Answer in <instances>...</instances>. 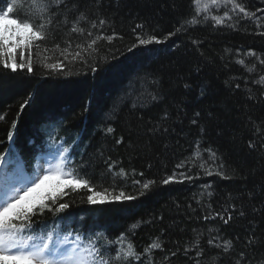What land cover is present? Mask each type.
Returning a JSON list of instances; mask_svg holds the SVG:
<instances>
[{
  "label": "trees",
  "instance_id": "16d2710c",
  "mask_svg": "<svg viewBox=\"0 0 264 264\" xmlns=\"http://www.w3.org/2000/svg\"><path fill=\"white\" fill-rule=\"evenodd\" d=\"M244 2L264 17L256 11L264 9L261 0ZM226 10L210 8L207 15L219 18ZM52 13L47 39L34 42L32 72L0 66V152L10 149L29 167L36 156L63 145L69 149L65 170L87 174L102 194L107 189L136 197L90 205L86 188L67 187L60 202L69 208L55 220L82 216L94 234H103L100 246L113 242V255L133 243L141 255L131 264H264V84L254 82L264 76V64L245 55L264 58L258 34L264 27L245 19L233 29L203 15L199 23H185L195 14L193 0H64ZM80 13L88 17L77 25L83 34L71 31ZM100 19L106 24L92 28L90 22ZM138 24L144 28L134 32ZM148 34L162 43L128 51L137 36ZM97 35L113 39L89 48ZM52 64L63 67L46 66ZM108 127L114 131L107 133ZM121 168L126 178L115 175ZM147 181L154 183L141 196ZM217 212L233 218L227 224L219 216L205 219ZM34 219L54 221L52 213ZM157 239L161 249L145 253ZM225 240L233 245L227 253Z\"/></svg>",
  "mask_w": 264,
  "mask_h": 264
},
{
  "label": "snow or ice",
  "instance_id": "6c2138e0",
  "mask_svg": "<svg viewBox=\"0 0 264 264\" xmlns=\"http://www.w3.org/2000/svg\"><path fill=\"white\" fill-rule=\"evenodd\" d=\"M4 2L7 4L6 8L3 4H0V66L13 72L27 67L28 71L32 72L34 42L47 39L46 29L50 28L53 23V5L60 6L64 3V0H10V2L9 0H4ZM261 2L264 3V0H261ZM229 5L231 6L230 8L228 7ZM193 6L195 14L190 21H185V23H199L198 17L203 15L205 21L211 19L215 22V25H223L233 29H236L240 21L245 19L255 20L257 28L264 27L260 23L264 17H258L256 12L249 11L244 0H193ZM221 6L227 9L223 12L222 17L207 15L210 8H220ZM17 8L24 9L23 14L19 11H14ZM256 11L264 12V9H257ZM81 21L88 22V17L84 13H80L72 21V32L84 33L83 27H77ZM65 22H67V19ZM90 23L92 28H96L97 23L100 27H103L106 24V20L100 19L98 22L91 21ZM143 28L144 25L138 24L133 31L135 32L137 29L143 30ZM182 28L183 25L180 28H176L174 32H169L165 39L176 35ZM87 34L92 36L90 30ZM258 34L264 36V31ZM100 39L112 41L113 36L97 35L88 47L91 48ZM137 40L138 44H133L128 49L129 52L140 46L146 47L153 43H162L155 34H148L147 38L139 35ZM36 46L38 47V45ZM245 55L256 56L259 63L264 64V58L258 56L255 52H248ZM237 62L242 66L245 65V60L243 59ZM46 66L53 69L63 67L60 64ZM92 70L96 71L95 68ZM246 70L251 72L254 70V66ZM254 82L264 84V76H261L259 81ZM185 87L189 86L185 85ZM153 99L155 100L156 97L154 96ZM25 103H28V101H25ZM23 107L24 105L22 104L21 108ZM4 119L5 116L0 114V120ZM193 123H196V121L193 120ZM12 127L13 129L16 127L15 121H13ZM113 131L112 127L106 129L107 133H112ZM13 136L14 133L9 131L8 140L12 141ZM120 142V140L116 141V143ZM249 146L253 147L252 144ZM68 152L69 149L61 145L56 150V162L49 163L46 168L41 164L31 175L24 174V170L14 160L10 149L0 152V264H131L132 260L140 259L141 254L135 250V246L131 242L128 243L126 249L117 248L113 255L110 246L113 243L112 241H106L105 244L98 247V240L93 241L88 238L87 243H85L81 239L80 233H77L76 238L73 240L68 238L71 233L60 235L59 228L55 224V218L57 214L63 213L69 208L67 202H60L63 196L67 194L64 191L67 187H70L72 191H76L78 188H86L88 193H90L87 195V202L90 205L98 202L104 203L109 197H111L112 201L136 199L134 196L125 195L124 192H120L119 195H113L107 192V189L102 194L94 190L87 174H82L72 168L65 170L69 162V156L66 155ZM214 157L215 153H211L210 158ZM9 166H12L11 172L9 171ZM201 166L203 167V165ZM84 167L86 165H81V168ZM220 167H223V165H220ZM112 169L113 164H109L108 170L111 171ZM207 174L211 175L212 173L208 172ZM115 175L121 178H126L127 176L122 168ZM217 175L223 174L218 172ZM66 179L70 180L71 183H65ZM53 180L56 183L48 191H40L43 186ZM172 180L173 178L169 177L163 183L169 184ZM133 183H138V181H133ZM153 183L154 181L145 182L142 185L143 190L140 191V195L143 196ZM46 213H52L53 215L54 223L51 228L47 226L45 220L34 219L36 217H44ZM240 214L244 215L243 212ZM215 216H219L225 224L233 218L229 214L227 219H225L222 213L217 212L214 215L205 216V219H214ZM135 228H137V225L133 224L131 229ZM214 239H209L208 243L210 245L213 244ZM118 242H123V235L118 238ZM194 246L199 247V243L197 242ZM232 246V241L225 240L223 244L224 252L230 251ZM161 247L162 245L157 239L146 247L144 252L147 253L151 249H161ZM216 247L219 248L221 245L217 244ZM200 254V252H197V255ZM147 264H151V261H147ZM237 264H241V261L238 260Z\"/></svg>",
  "mask_w": 264,
  "mask_h": 264
},
{
  "label": "bare ground",
  "instance_id": "6f19581e",
  "mask_svg": "<svg viewBox=\"0 0 264 264\" xmlns=\"http://www.w3.org/2000/svg\"><path fill=\"white\" fill-rule=\"evenodd\" d=\"M130 84H128L127 86H126V88L128 89V88H130ZM119 89H121V84H119V85H117V87H116V89L114 90L115 92H113V94L114 93H118V91H119ZM124 94H122V95H120L118 98H117V101H118V105H120L121 106V104L123 103V100H122V98L124 97L123 96ZM121 96H123V97H121ZM113 102V100L112 101H110L109 103H108V105H111V103ZM123 105V104H122ZM39 121L37 120L36 121V123L35 124H31V126H30V128L33 130V128L36 126V127H39Z\"/></svg>",
  "mask_w": 264,
  "mask_h": 264
},
{
  "label": "rangeland",
  "instance_id": "374dc122",
  "mask_svg": "<svg viewBox=\"0 0 264 264\" xmlns=\"http://www.w3.org/2000/svg\"><path fill=\"white\" fill-rule=\"evenodd\" d=\"M46 109V108H45ZM56 182L53 180V181H50L49 183H47L45 186H43V192H46L49 190V188L54 185Z\"/></svg>",
  "mask_w": 264,
  "mask_h": 264
}]
</instances>
